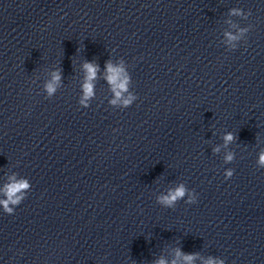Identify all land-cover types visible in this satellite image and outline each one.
<instances>
[{"label": "clouds", "instance_id": "1", "mask_svg": "<svg viewBox=\"0 0 264 264\" xmlns=\"http://www.w3.org/2000/svg\"><path fill=\"white\" fill-rule=\"evenodd\" d=\"M232 15H242L241 11L239 9H233L231 11ZM248 29H240V35H232L231 33H226L229 41H235L240 39V36H242L244 33H246ZM85 72H86V78L85 83L83 84V98L80 101L81 104H85L87 99L91 98L94 95V84L93 81L96 79L98 66L94 63H85L83 65ZM107 68V76L106 79L108 83L112 87V91L115 94L116 99H114L111 103L116 104L118 101L121 100L122 94L127 91L128 86V77L124 74V69L122 66H114L112 63H108L106 65ZM61 77L59 72L53 73L51 81H49L46 85V91L48 93V96L51 97L55 92L57 85L60 81ZM135 97H132L131 95L127 98L122 100V103L125 106H128L132 100ZM234 139L233 135L231 133L227 134L224 137L225 144L231 142ZM214 151H219V149H215ZM226 162H230L233 159V155L229 153L226 156ZM257 164L259 167L264 168V151H262L259 154V158L257 161ZM233 176V170L229 169L225 173V178H231ZM10 183L5 185L3 191V194L5 195V199H0V205L3 206L4 211L8 214L14 213V208L10 207V205H19L21 201L24 199V193L26 190H28L31 185L28 180L26 179H15V177L10 178ZM187 193V189L183 184H180L177 186L174 190H169L167 195H162L158 198L159 202L167 207H172L179 199H182ZM194 202V197L189 198V203ZM183 256V260L185 261V264H192V261L196 258L195 255H185L180 252L179 249L176 250V257L179 258ZM156 264H168L167 261L164 259H160L156 262ZM171 264H178V260L174 259ZM205 264H224L222 260H217L213 258H208L207 261H205Z\"/></svg>", "mask_w": 264, "mask_h": 264}]
</instances>
